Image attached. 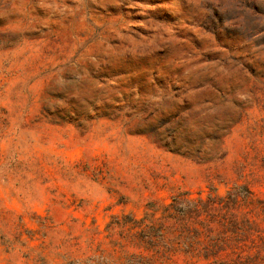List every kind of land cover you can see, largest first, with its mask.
I'll return each mask as SVG.
<instances>
[{
	"label": "rangeland",
	"instance_id": "1",
	"mask_svg": "<svg viewBox=\"0 0 264 264\" xmlns=\"http://www.w3.org/2000/svg\"><path fill=\"white\" fill-rule=\"evenodd\" d=\"M151 263L264 264V0H0V264Z\"/></svg>",
	"mask_w": 264,
	"mask_h": 264
},
{
	"label": "trees",
	"instance_id": "2",
	"mask_svg": "<svg viewBox=\"0 0 264 264\" xmlns=\"http://www.w3.org/2000/svg\"><path fill=\"white\" fill-rule=\"evenodd\" d=\"M233 193L229 194V199L231 198V195ZM237 196H235L233 198V201H236ZM198 211V207L196 202L191 201V200H186L185 198H182L180 195H175L172 202L170 204H168L165 208H164V213H166V215L168 216H172L173 218L175 217H181V216H188L191 213L197 212ZM147 219V216L144 218V221ZM141 221H135V223H138ZM143 222V221H142ZM164 225V224H163ZM152 226H150L148 228L151 229ZM146 230V228L144 229ZM150 238H148L149 240ZM147 243H151L150 241H146ZM152 264V263H151Z\"/></svg>",
	"mask_w": 264,
	"mask_h": 264
}]
</instances>
